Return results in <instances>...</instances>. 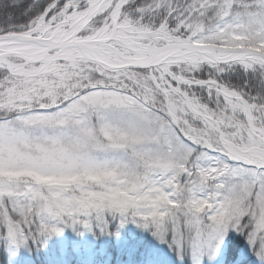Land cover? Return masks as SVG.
<instances>
[{
  "label": "snow or ice",
  "instance_id": "1",
  "mask_svg": "<svg viewBox=\"0 0 264 264\" xmlns=\"http://www.w3.org/2000/svg\"><path fill=\"white\" fill-rule=\"evenodd\" d=\"M8 264H264V0H0Z\"/></svg>",
  "mask_w": 264,
  "mask_h": 264
},
{
  "label": "trees",
  "instance_id": "2",
  "mask_svg": "<svg viewBox=\"0 0 264 264\" xmlns=\"http://www.w3.org/2000/svg\"><path fill=\"white\" fill-rule=\"evenodd\" d=\"M0 260H1V263H0V264H2V263H5V264L8 263L7 256H6V254L3 252L2 249H0ZM39 261H40V257L37 256V257H35V259L31 262V264H39Z\"/></svg>",
  "mask_w": 264,
  "mask_h": 264
},
{
  "label": "rangeland",
  "instance_id": "3",
  "mask_svg": "<svg viewBox=\"0 0 264 264\" xmlns=\"http://www.w3.org/2000/svg\"><path fill=\"white\" fill-rule=\"evenodd\" d=\"M0 263H1V260H0ZM2 264H5V263H2ZM6 264H8V263H6Z\"/></svg>",
  "mask_w": 264,
  "mask_h": 264
}]
</instances>
